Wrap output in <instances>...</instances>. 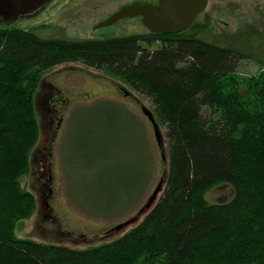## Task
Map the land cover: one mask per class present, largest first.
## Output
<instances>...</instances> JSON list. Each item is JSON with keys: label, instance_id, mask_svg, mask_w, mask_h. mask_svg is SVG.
<instances>
[{"label": "trees", "instance_id": "obj_1", "mask_svg": "<svg viewBox=\"0 0 264 264\" xmlns=\"http://www.w3.org/2000/svg\"><path fill=\"white\" fill-rule=\"evenodd\" d=\"M197 18L180 32L84 38L0 26V264H264V63L241 72L252 57L203 39ZM73 61L147 96L167 139L156 203L119 237L84 248L16 234L37 208L21 183L40 137L36 91L45 71ZM223 182L233 198L209 202Z\"/></svg>", "mask_w": 264, "mask_h": 264}, {"label": "rangeland", "instance_id": "obj_2", "mask_svg": "<svg viewBox=\"0 0 264 264\" xmlns=\"http://www.w3.org/2000/svg\"><path fill=\"white\" fill-rule=\"evenodd\" d=\"M155 1L52 0L31 13L0 17V26L37 28L43 37L145 32L140 17L121 18L108 28L96 25L124 5ZM197 17L208 25L203 39L238 46L252 57L242 59L239 70L258 71L264 63V0H209ZM140 103L153 110L147 96L82 62H64L43 73L35 95L40 137L30 170L21 177L35 194L37 208L19 220L17 236L84 248L111 241L140 222L146 212L120 230L112 229L139 213L168 171ZM160 129L166 150V129ZM234 195L232 185L223 182L209 189L206 198L226 202Z\"/></svg>", "mask_w": 264, "mask_h": 264}, {"label": "water", "instance_id": "obj_3", "mask_svg": "<svg viewBox=\"0 0 264 264\" xmlns=\"http://www.w3.org/2000/svg\"><path fill=\"white\" fill-rule=\"evenodd\" d=\"M3 1L4 0H0V9ZM5 2H7L9 6L11 5V0H5ZM208 3L209 0H158L157 3L133 2L120 7L107 20L99 23L97 27L110 25L121 18L141 16L142 23L152 32H180L194 23L196 17L207 8ZM35 9V2L30 1L29 10L32 11ZM142 111L153 125L157 143L161 148L162 159L166 160V150L163 147V137L160 124L152 110L143 106ZM164 179L165 177L160 179L154 191L144 206L141 207L138 214L118 223L112 229L120 230L130 223L137 221L141 214L147 212L154 205L157 197L161 193L164 187Z\"/></svg>", "mask_w": 264, "mask_h": 264}, {"label": "flooded vegetation", "instance_id": "obj_4", "mask_svg": "<svg viewBox=\"0 0 264 264\" xmlns=\"http://www.w3.org/2000/svg\"><path fill=\"white\" fill-rule=\"evenodd\" d=\"M30 1H34L35 2V5H36V9L35 10H32V11L29 10V2ZM51 1L52 0H27V1L26 0H11V2H10L11 5L9 6V4L7 2H5V0H4L3 3H2V7L0 9V17L1 18L12 19L14 17H17L21 13H31L33 11H36L37 9L44 8ZM157 2H158V0H156L154 3H157ZM111 15H113V12H112ZM136 17H140L141 20H142L141 16H136ZM127 18H130V17H127ZM112 25H113V23L110 24V25L103 26V27L104 28H108V27H110ZM139 105H140L141 109L144 106L142 103H140ZM52 121H54V116H52ZM60 121H61V119H60ZM51 180H52V175L50 174V177L48 179V184H47L48 187L51 184L50 183ZM52 191H53V189L50 188V192H52Z\"/></svg>", "mask_w": 264, "mask_h": 264}]
</instances>
